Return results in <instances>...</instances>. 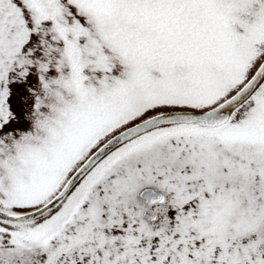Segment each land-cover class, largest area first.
Here are the masks:
<instances>
[{
  "label": "snow or ice",
  "instance_id": "6c2138e0",
  "mask_svg": "<svg viewBox=\"0 0 264 264\" xmlns=\"http://www.w3.org/2000/svg\"><path fill=\"white\" fill-rule=\"evenodd\" d=\"M0 264H264V0H0Z\"/></svg>",
  "mask_w": 264,
  "mask_h": 264
}]
</instances>
